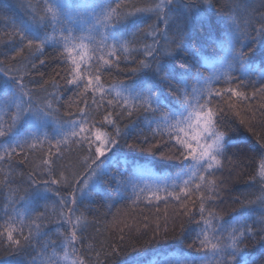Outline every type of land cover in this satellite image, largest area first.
Returning <instances> with one entry per match:
<instances>
[{
    "label": "snow or ice",
    "instance_id": "snow-or-ice-1",
    "mask_svg": "<svg viewBox=\"0 0 264 264\" xmlns=\"http://www.w3.org/2000/svg\"><path fill=\"white\" fill-rule=\"evenodd\" d=\"M3 4L4 0H0V5ZM37 9L32 10L29 5L30 19L12 21L10 35L14 39L9 41L14 49L12 59L26 50L30 56L33 52L43 55L47 46L56 47L68 65L63 77L65 84L69 91H77L79 119L59 127L56 135L60 138H50L44 129L58 112L53 107L58 92L37 97L34 89L24 82L26 69L3 68L0 61V165L11 166L18 156L23 157L21 163L30 155H38L40 161L28 175L29 186L35 185L31 192L25 190L24 196H18V189L10 190L11 197L3 206L6 219L0 224L3 238L0 242L19 251L33 247L36 255L20 264H92V253L95 264H145L144 252L127 261L117 260L125 248L131 246L135 250L123 243V234L121 243L107 246L103 260L92 244L85 246L88 221L83 213L75 216L74 206L89 199L90 193L106 182L109 186L116 185L113 191L117 196L131 185L135 201L142 195L149 203L171 197L187 208V201L197 197L200 219L196 223L203 227L189 247L204 250V255L183 254L147 264H264V137L256 134L258 147L247 145L249 151L257 154L252 157L254 167L249 186L258 184L259 188L258 194H248L243 200L237 198L244 214L224 220L206 206L217 198L215 171L223 168L225 160L231 163L227 153L238 147L228 135V115L240 117L241 109L246 107L247 120L242 118L240 123L247 124L250 132L257 111L264 117V0L255 9L243 0H228L219 8L213 0H151L143 7L135 3L113 6L111 0H85L75 6L68 0H41ZM152 16L157 23L146 24ZM174 25L175 32L169 36ZM221 31L226 36L218 44L223 55L210 58L205 55L206 49ZM140 33H144L145 39L151 37V43H139ZM122 59L126 65H135L128 69L134 78L130 83L119 81L105 87L103 71L119 69ZM45 63L39 59L40 65ZM29 64L36 69V63L29 61ZM205 65L212 69L207 76L200 71ZM189 80L193 83L189 84ZM220 84L223 86L218 87ZM52 87L58 85L53 83ZM248 87L252 88L250 93ZM254 100L259 101L255 110L251 104ZM142 114L145 115L140 123L145 127L133 119ZM98 116L102 119L97 120ZM125 119L129 122L121 128L120 121ZM109 127L111 132L106 130ZM145 131L151 133V140ZM130 138L137 142L128 143ZM122 140L129 149L158 153L162 160L175 161L181 171L174 177H165L163 182L142 186L126 177L127 168L110 174L108 167L118 159L114 150ZM69 142L82 154L83 174L69 172L60 163L65 151L62 145ZM169 143L171 148L163 151L162 146ZM132 166L134 176L155 175L149 164L133 161ZM37 171L48 179H35ZM0 183L9 186L12 181L5 175ZM61 185L72 188L68 196L60 195ZM49 194L59 197L58 223L63 229L56 234L59 244L51 238L40 243L47 236L41 233L45 213L36 215L28 225L24 223L40 200L50 199ZM105 199L113 198L108 195ZM17 200L22 202L23 212L15 207ZM187 214L185 211L184 215ZM257 224L261 226L258 231L254 228ZM181 229L178 238L183 241V226ZM257 237L260 254L249 259L242 245L245 239ZM158 239L166 240L168 236L160 237L157 232L145 244ZM33 240L39 244V250L34 248Z\"/></svg>",
    "mask_w": 264,
    "mask_h": 264
},
{
    "label": "trees",
    "instance_id": "trees-1",
    "mask_svg": "<svg viewBox=\"0 0 264 264\" xmlns=\"http://www.w3.org/2000/svg\"><path fill=\"white\" fill-rule=\"evenodd\" d=\"M73 6L84 3L85 0H68ZM187 2V0H186ZM244 3L255 9L260 7V0H243ZM41 0H4V4L0 5V61H2V67L18 68L24 71L26 69L24 82L29 88L34 89L37 97H43L48 93L58 92V101L53 105L54 108L58 109V112L54 117L49 120L45 127V131L49 137L60 138L56 135V130L62 127L67 121L72 119H79L77 111V91L72 89L68 90L65 80L63 77L67 74L68 65L63 62V59L59 55V50L53 46H47L44 49L43 55L40 53L33 52L30 56L27 50L25 53L12 59L14 49L9 46V41L14 39L12 35V21H19L21 19H30L29 16V5L32 10H38L37 6L40 5ZM113 6L116 3H135L138 7H143L146 4L151 3V0H111ZM213 3L217 5V8L228 3V0H213ZM127 10V9H124ZM149 14H146V16ZM223 15V13H221ZM157 23L154 16L151 19L146 20V24ZM179 23V20H176ZM160 28L163 29L164 25L160 24ZM147 30V29H145ZM50 31V29L48 30ZM175 32V25L172 31L169 32V36H172ZM76 35H80V32H76ZM139 43H151V37L145 39L144 33H140L137 37ZM226 40V36L223 31L220 32L219 36L213 37V43L206 49L205 55L210 58L218 57L223 55V51L218 46L220 42ZM163 44V40H161ZM45 60L44 65L39 64V59ZM29 61L36 63V69L30 67ZM258 63V61H257ZM134 64L126 63L123 59L120 62V68L117 69L112 67L105 69L102 75V81L105 87L119 81L130 83L134 78L128 71ZM205 75H209L212 69L205 65L200 69ZM59 73V75H57ZM238 75V73H237ZM55 83L58 88H53L52 85ZM193 81L189 80V84ZM223 86L222 84L217 85ZM259 87V84H256ZM47 91H44V90ZM249 93L252 91L251 87L246 89ZM91 101L89 100V103ZM254 110L258 109L259 101H251ZM83 107V105H80ZM103 111V109L101 110ZM247 108L241 109V116L235 117L231 113L228 115V125L230 129L228 135L232 138L233 142L238 147H233L227 153L231 163L228 160L224 161L223 168L216 170L214 173L215 179L218 184L217 198L210 202L207 207L217 212L224 220H229L232 216L242 215L245 209L241 207L239 200H243L248 194H258L259 185H250L249 176L253 171L252 157H256V152L249 151L247 145H257V135L264 137V117H261L259 111L253 124L255 125L253 131H248L247 124H241L240 119L247 120ZM71 112L72 115H68ZM250 115V113H248ZM142 114L139 117H133L138 123L144 119ZM6 119V117H5ZM102 119L98 116L97 120ZM129 121L127 119L120 121L121 128L124 127ZM140 127H145L143 123H140ZM107 131L111 132L112 129L106 128ZM65 131L67 129L65 128ZM145 135L149 136L151 140V133L145 131ZM137 135L139 132L137 131ZM167 138L165 137L164 140ZM143 141V136L140 137V142ZM53 142H55L53 140ZM128 143L137 142L134 139H128ZM147 146V145H145ZM171 143L167 146H162V150L167 152L171 148ZM65 149L63 158L60 161L69 172H79L83 174L84 169L81 167L82 154L77 152L75 145L71 142L67 145H62ZM47 145H45V150ZM117 152L118 159H114L113 163L109 165L108 172L110 174H116L118 171L124 172L126 177H131L136 183L141 186L144 183H156L163 182L165 177H174L178 172L181 171L179 167H176L175 161L162 160L159 154H151L147 152H140L139 149H129L125 142L122 140L121 145L118 149L114 150ZM108 155H112L109 153ZM54 158V157H53ZM22 156L14 157L11 166L7 164L0 165L3 171L0 172V181H3V177L8 175L12 181L9 186H4L0 183V224L4 222L3 206L11 197L10 190L18 189V196H24L25 190L31 192L35 185L29 186L28 175L33 168L37 167L40 163L39 157L29 156V159L21 163ZM258 159V157H257ZM127 161V164L125 163ZM135 161L137 164H149L152 168L153 177L149 178L144 176L143 178L133 175L132 162ZM67 174V173H66ZM35 179H48L47 175H41L38 171ZM57 186H53L55 189ZM116 185L109 186L106 182H102L97 186V191L90 193V198L85 199L82 204L78 203L74 207L77 209L75 216H79L81 213L87 218L88 227L84 233L85 246L92 244L95 251L101 252V260L104 259L103 252L107 250L109 244H118L120 242V235H125L124 244L134 246L127 247L124 249L122 255L117 258L118 261H127L130 258L137 256L138 252H144L145 264L148 261H164L171 257L180 256L183 254L191 255H204V250L197 251L196 247H189V244L196 239L197 233L203 227V224H197L196 221L200 219L199 216V201L196 196H193L190 201H187V208L182 206V202H178L171 197L168 199H161L160 201L153 200L149 203L144 196H141L139 201H135L131 185L128 186L127 191L122 192L117 196L116 192L113 191ZM60 195L68 196L72 188L66 186H59ZM171 190V189H169ZM50 199L40 200L39 204L35 207L32 216L24 220L25 225H28L31 219L35 218L36 215L43 212L45 213L46 219L41 221V233H47L40 243H44L49 238L57 239V231H63L60 228L58 220V212L60 210L59 197L54 194H49ZM79 195V194H77ZM108 195L112 196L111 201H106ZM145 195H148L147 193ZM160 195L165 196L164 192ZM239 198V200L237 199ZM249 198H252L249 196ZM135 201V203H134ZM194 202V203H193ZM111 205V206H109ZM21 212L24 211L22 202L17 200L15 205ZM185 211L188 212L184 215ZM75 216L73 218H75ZM127 225V226H126ZM181 226H183V234L185 239L181 241L178 237L181 233ZM65 227H68L65 225ZM260 225H254V228L258 231ZM99 229V231H97ZM121 229L123 232H121ZM28 228H24V233L27 235ZM159 233L160 237L167 234L168 239H158L152 244H145V240L150 239L155 233ZM3 240V238H0ZM57 243L60 240L57 239ZM103 243V249H102ZM32 244L36 250H39V244L36 240L32 241ZM244 252L247 254L249 259L258 257L260 254V243L259 237L255 239H245L242 245ZM59 250V249H57ZM51 249H49V253ZM36 255L33 247H27L26 251H19L13 247H9L6 242H0V264H20L21 261H29L32 256ZM95 255L91 254L92 264H95ZM239 260L240 257H237Z\"/></svg>",
    "mask_w": 264,
    "mask_h": 264
}]
</instances>
